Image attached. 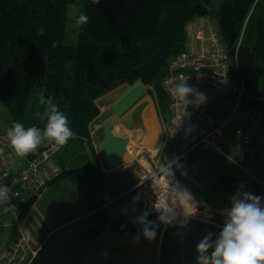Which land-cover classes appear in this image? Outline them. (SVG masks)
Listing matches in <instances>:
<instances>
[{
  "label": "trees",
  "instance_id": "16d2710c",
  "mask_svg": "<svg viewBox=\"0 0 264 264\" xmlns=\"http://www.w3.org/2000/svg\"><path fill=\"white\" fill-rule=\"evenodd\" d=\"M69 6L70 15L79 11L88 17L87 23L79 24L76 45L66 42ZM207 17L214 19L225 51L236 60L235 79L243 82L244 96L264 100L258 88L264 85V0H0V103L10 129L16 123L25 131L34 127L41 138L53 106L67 117L73 136L60 147L58 156L64 162L47 188L67 182L86 190V210L58 226L64 230L90 220L81 244L105 231L148 237L147 229L152 237L162 235L160 264H203L202 257L211 264L223 230L214 224L191 220L184 228L164 230L162 214L143 216L134 224L120 216L109 222V211L127 202L134 181L123 174L102 175L94 164L98 158L90 132L100 114L96 101L136 81L148 89L164 120L169 119L162 88L168 63L186 49V25ZM182 153L180 139L168 141L161 164L178 159L175 176L204 208L222 207L227 195L260 194L229 164L224 170L204 171L211 161L207 151L195 149L179 159ZM36 200L25 207L22 218ZM3 216L0 209V223ZM215 219L225 223L220 216ZM206 237L211 247L200 253L198 245Z\"/></svg>",
  "mask_w": 264,
  "mask_h": 264
},
{
  "label": "built area",
  "instance_id": "2783aa9c",
  "mask_svg": "<svg viewBox=\"0 0 264 264\" xmlns=\"http://www.w3.org/2000/svg\"><path fill=\"white\" fill-rule=\"evenodd\" d=\"M185 31L186 49L170 59L162 81L168 99L169 119L164 120L156 107L161 135L154 152H161L173 139L182 141L183 153L179 159L195 149L216 151L260 189L258 198L263 203L264 112L241 103L244 84L235 79L236 60L225 51L211 21L199 18L188 23ZM180 85L191 89L183 99L176 91ZM222 143L228 145L231 154L220 149ZM144 149L146 157L141 158L147 162V158L152 159L154 154L148 148ZM58 150L60 147L53 145L28 162L25 156L15 154L9 138H0V189L7 190L6 195L0 197V209L7 217L16 221L22 219L25 207L37 199L57 176L59 171L49 168L47 162L48 152ZM177 160L162 166L153 162L150 169L145 168L133 178L134 186L127 206L122 210L123 218L162 214L175 219L177 224H181L182 217L187 218L184 224L201 218L204 211L174 174L173 165ZM260 205L264 207V203ZM18 227L19 236L2 255L1 264H31L39 253L30 246L31 235L22 224Z\"/></svg>",
  "mask_w": 264,
  "mask_h": 264
},
{
  "label": "rangeland",
  "instance_id": "374dc122",
  "mask_svg": "<svg viewBox=\"0 0 264 264\" xmlns=\"http://www.w3.org/2000/svg\"><path fill=\"white\" fill-rule=\"evenodd\" d=\"M70 9L71 6L68 7L70 20L68 21L66 26V42L69 45H76L78 41L79 23H77V20L79 17V11L70 15ZM78 10H80V7L78 8ZM207 19L208 21H211L214 27H216L213 18L207 17ZM205 21L207 22L206 19ZM41 61L43 62L45 68V61L43 59H41ZM36 86V89L39 90L38 84H36ZM126 88V84L119 85L114 89L110 90L108 93H106L96 101V105L99 108L100 114L90 126L92 143L96 151L98 162L94 163L92 159L90 161L95 165L97 164L99 166L102 175L105 177L123 174L129 176L130 179H133L138 173L145 171V168L150 169L149 165H153V162L157 163L158 166H162L160 161L161 152H159L158 154H155L154 152L153 158L151 159L148 157L147 162H144L142 160V158L146 157V155L143 154V151H145L144 147L148 148V150L151 151V149L147 147L148 143L146 141V138H144V129L142 127V125H144V122L143 120H141V117L145 115V110L150 106V104L152 105V107L153 104L155 105V102L151 95L147 96V101H141L140 104L136 107V109H134L133 116L135 118V126L133 130H127L122 125H118L113 129V133L116 136L126 138L130 142V153L127 160H124V163L117 168H110L103 162L100 156L99 145L102 142L104 135L101 123L103 119H105L108 115L112 113L110 109V104ZM258 88L264 92L263 84H258ZM147 105L149 106L147 107ZM154 113L159 125V120L155 110ZM144 126L146 128V131H148L146 124ZM9 130L10 119L8 114L6 113L5 108L0 103V138H8L7 132ZM160 135L161 126L159 125L156 139ZM140 140L142 141V146L140 145ZM158 144V141L155 142V145L153 143L155 149L158 147ZM40 147H42L41 141L37 145L36 149ZM220 149L224 152H227L228 154H231V151L226 143H222L220 145ZM58 153L59 150L54 153L48 152L49 160L47 162V165H50L49 168L51 169L60 171V162H64V159H60ZM207 153L209 155V158L213 162L208 159L209 162L203 167L204 171L216 172L214 170H218V168L224 170L229 167L228 163L223 160L216 151H207ZM65 164L69 165L68 162H65L64 165ZM231 169L234 170L233 168ZM234 171L238 175H241L237 170ZM212 180L213 178L210 179V181ZM204 186L207 187V185ZM198 187H201V185H198ZM187 188L191 191L194 197L193 190L189 187ZM43 192L39 195V197L43 194ZM245 196H247L249 200H253L257 199L260 194L257 195L253 193H245L241 195H227L225 196V205L214 210L210 208H204L202 205L199 204L203 207L202 210L204 211V213L202 212L201 218L197 221L208 222L220 228H224L223 226L228 222V214L231 211L232 207L236 202L240 201ZM261 199L264 203V198L262 197ZM127 202H125L120 208H114L109 211V222L115 217H123L122 210L123 207L127 206ZM258 202H260L259 204H263L261 203V201H259V198ZM85 210L86 190L81 186L62 182L49 187L46 193L42 195L40 201H38L35 208L29 211L27 215L22 219L16 221L6 216H3L1 218L0 261L2 255L6 252V249L9 246L15 244L16 239L19 236V224H22V228L31 235V248L39 250V253L31 264H104L108 260L115 258L123 253H131L146 256H151L155 253H160V243L162 235L154 236L151 238L144 236H134L131 234L117 236L113 235L109 231H105L99 238L81 244L80 239L92 226L90 220L82 221L79 224L66 228L64 230H61L60 227L58 228V226L64 224L67 221L72 220L73 218L83 213ZM216 216L222 217L225 220V223L222 224L217 219H215ZM183 219L185 220H183L181 224H177L175 223V219H172L170 216L168 218L165 217L164 230L167 227L171 226L181 228L186 227L191 220L184 224L187 221V218L183 217Z\"/></svg>",
  "mask_w": 264,
  "mask_h": 264
},
{
  "label": "clouds",
  "instance_id": "9594fccd",
  "mask_svg": "<svg viewBox=\"0 0 264 264\" xmlns=\"http://www.w3.org/2000/svg\"><path fill=\"white\" fill-rule=\"evenodd\" d=\"M87 15H79L77 23H87ZM177 94L183 99L191 89L180 85L176 89ZM43 103V100L41 101ZM10 144L15 154L23 157L36 149L41 141V134L36 128L27 131L19 123L7 132ZM73 136L68 127L67 117L51 108L43 137L50 142L54 141L57 147H61ZM6 189H0V197L6 195ZM146 231L151 238L154 233ZM211 245L207 237L198 245V252L204 253ZM203 264H208L209 258H201ZM211 264H264V210L258 206V198L249 200L245 196L236 202L228 214V222L225 224L218 240L215 242L214 251L210 257Z\"/></svg>",
  "mask_w": 264,
  "mask_h": 264
},
{
  "label": "water",
  "instance_id": "95a60500",
  "mask_svg": "<svg viewBox=\"0 0 264 264\" xmlns=\"http://www.w3.org/2000/svg\"><path fill=\"white\" fill-rule=\"evenodd\" d=\"M126 85L127 88L110 104L112 114L101 123L104 135L99 145V152L103 162L110 168H117L124 163V155L127 153L129 144L126 138L116 136L113 133L114 127L122 125L127 130H133L135 126L134 109L149 95L148 89L141 81H136L132 85ZM241 103L246 107L264 112V100L243 96ZM143 117L144 115L141 118L145 125ZM41 145L42 147L26 155L28 162L34 161L41 154L50 150L51 146L55 145V142L52 141L48 144V140L42 138ZM259 207L261 210H264L263 206ZM202 209L203 207L200 206V210ZM142 218V215H135L126 217L125 221L129 224H134ZM104 264H160V253H155L151 256L123 253L108 260Z\"/></svg>",
  "mask_w": 264,
  "mask_h": 264
},
{
  "label": "bare ground",
  "instance_id": "6f19581e",
  "mask_svg": "<svg viewBox=\"0 0 264 264\" xmlns=\"http://www.w3.org/2000/svg\"><path fill=\"white\" fill-rule=\"evenodd\" d=\"M143 100H146L147 101V97H145ZM144 118H145L146 127H147V129L149 131L147 133V136H146V141L148 143L147 144V147H149L151 149V152L154 153V149H155L154 145H155V142L159 140L158 138L156 139V135H157L159 126H158V122H157V119L155 117V113H154V110H153V107H152L151 104L145 110ZM153 143H154V145H153ZM129 153H130V142H129V145L127 147V153H126V155H124V160H127L128 156H129ZM182 219H183V217H182ZM183 220H185V219H183ZM183 220L181 222H183Z\"/></svg>",
  "mask_w": 264,
  "mask_h": 264
},
{
  "label": "crops",
  "instance_id": "0c3cea01",
  "mask_svg": "<svg viewBox=\"0 0 264 264\" xmlns=\"http://www.w3.org/2000/svg\"><path fill=\"white\" fill-rule=\"evenodd\" d=\"M155 106V107H154ZM153 107H154V110L156 111V105H154L153 104ZM147 108V107H146ZM142 120V119H141ZM159 126V125H158ZM143 129H144V138H146V134L148 133V131H146V128H145V126L143 125ZM42 139V138H41ZM158 139H159V137H158ZM48 140V139H47ZM52 142V141H51ZM49 140H48V144L49 143H51ZM129 145V144H128ZM37 148V147H36ZM149 151V150H148ZM48 167H50V165H47ZM49 188V187H48ZM47 188V189H48ZM47 189L43 192V194L42 195H44L45 193H46V191H47ZM42 195L36 200V202L34 203V205L32 206V208H31V210L33 209V208H35V206L37 205V203H38V201H40V199H41V197H42ZM30 210V211H31ZM0 264H1V261H0Z\"/></svg>",
  "mask_w": 264,
  "mask_h": 264
},
{
  "label": "flooded vegetation",
  "instance_id": "af4514ba",
  "mask_svg": "<svg viewBox=\"0 0 264 264\" xmlns=\"http://www.w3.org/2000/svg\"><path fill=\"white\" fill-rule=\"evenodd\" d=\"M111 114H112V113H111ZM111 114H110V115H111ZM110 115H108V116H110ZM108 116H107V117H108ZM107 117H106V118H107ZM106 118H105V119H106ZM134 119H135V118H134ZM103 120H104V119H103ZM142 127H143V125H142Z\"/></svg>",
  "mask_w": 264,
  "mask_h": 264
}]
</instances>
